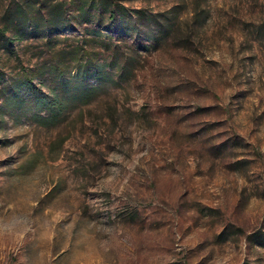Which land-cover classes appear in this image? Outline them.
<instances>
[{"label":"rangeland","instance_id":"rangeland-1","mask_svg":"<svg viewBox=\"0 0 264 264\" xmlns=\"http://www.w3.org/2000/svg\"><path fill=\"white\" fill-rule=\"evenodd\" d=\"M115 1L0 0V264H264V0Z\"/></svg>","mask_w":264,"mask_h":264},{"label":"trees","instance_id":"trees-1","mask_svg":"<svg viewBox=\"0 0 264 264\" xmlns=\"http://www.w3.org/2000/svg\"><path fill=\"white\" fill-rule=\"evenodd\" d=\"M89 1H90L89 8H94L99 16H101L104 13H108L109 18L117 22L115 27H117L118 29L124 28L126 29V32L128 33L132 31L131 27L133 26L131 25H133L134 23V22L132 23L133 18L137 19V21L142 20V19L147 20V23L152 24V20L148 19L149 17L146 16V13L144 10L128 9L124 5H120L115 0H89ZM65 3H61L60 6L63 7ZM78 10L85 13L84 7L79 6ZM113 27H114L113 24H111V26L107 27L106 29L108 31H111V30L113 31L114 30ZM72 28L73 26L68 22L67 25H64L61 27H54V28H51L49 31L50 33H54L62 29H72ZM151 28H152V25H151ZM161 29L163 31L165 28L161 27ZM148 33H150L151 36H144V39H147L148 37L155 38V32L149 31ZM40 76H42V73H39L36 76H32L28 79H25V83L30 84L34 78L40 77ZM89 79H94L97 81V83H111L113 81L108 73H104L101 71L99 66H94V67L88 66L84 69V71L79 70L78 75H77V81L75 82V83H80L82 88L72 87L71 82L65 81L64 82L65 89L67 92L71 93V95H73L74 98L79 97L81 100H84L86 102L91 99V95L93 94V90L85 86L86 81ZM46 100H42L41 104L49 105V103L46 102ZM55 105H56L55 106L56 108L53 110L49 109V111L47 112V116L45 117L41 116L40 113L34 114L32 116L33 121L42 127H51V126L58 124L60 122V115L62 113V104H60V102H56Z\"/></svg>","mask_w":264,"mask_h":264}]
</instances>
